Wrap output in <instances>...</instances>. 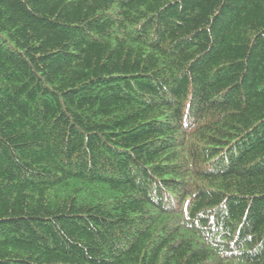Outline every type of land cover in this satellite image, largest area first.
<instances>
[{"label":"trees","instance_id":"1","mask_svg":"<svg viewBox=\"0 0 264 264\" xmlns=\"http://www.w3.org/2000/svg\"><path fill=\"white\" fill-rule=\"evenodd\" d=\"M0 264H264V0H0Z\"/></svg>","mask_w":264,"mask_h":264}]
</instances>
